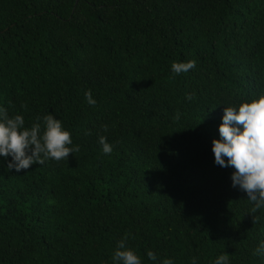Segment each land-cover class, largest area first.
Returning a JSON list of instances; mask_svg holds the SVG:
<instances>
[{"label": "trees", "instance_id": "1", "mask_svg": "<svg viewBox=\"0 0 264 264\" xmlns=\"http://www.w3.org/2000/svg\"><path fill=\"white\" fill-rule=\"evenodd\" d=\"M260 95L264 0H0V109L79 146L0 156V264H116L126 235L141 264H264V207L212 150L225 107Z\"/></svg>", "mask_w": 264, "mask_h": 264}, {"label": "clouds", "instance_id": "2", "mask_svg": "<svg viewBox=\"0 0 264 264\" xmlns=\"http://www.w3.org/2000/svg\"><path fill=\"white\" fill-rule=\"evenodd\" d=\"M195 66L194 60L187 63L174 62L172 71L175 74L186 73ZM85 97L90 105L96 104L90 90L85 93ZM187 99L192 100V95H188ZM43 120L45 129L41 135L39 123L30 129L24 128L21 115L9 118L6 110L0 109V156L12 157L7 165L9 170L14 168L19 172L28 169L33 163L42 165L49 158L56 161L68 159L70 153L79 151V146L68 147L72 144L71 134L62 128L60 120L51 114L44 116ZM219 134L221 139H214L212 142L215 163L235 169L231 177L233 187L239 186L247 193L248 200L254 202L252 211L255 212L264 207V95L240 104L238 110L225 107ZM99 143L105 154L112 152V146L106 142V137L101 136ZM28 151H31L30 155L27 154ZM126 239L127 235L118 242L113 261L116 264H141L139 257L130 248H126ZM255 254L264 255V243L255 250ZM147 255L151 260L156 259L151 251ZM227 262L228 256L223 254L216 259L215 264ZM163 264H172V261L165 260Z\"/></svg>", "mask_w": 264, "mask_h": 264}]
</instances>
